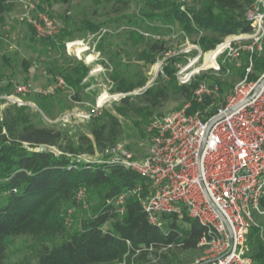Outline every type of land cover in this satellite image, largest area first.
I'll return each mask as SVG.
<instances>
[{
  "label": "trees",
  "instance_id": "trees-1",
  "mask_svg": "<svg viewBox=\"0 0 264 264\" xmlns=\"http://www.w3.org/2000/svg\"><path fill=\"white\" fill-rule=\"evenodd\" d=\"M11 1L0 0V16ZM146 1L150 11L140 15L143 19L166 24L178 22L185 32L197 35L204 32L194 39L204 50L215 47L227 35L251 31L244 13L253 0H200L198 10L182 8L180 3L170 0ZM81 28L95 31L99 26L85 22ZM151 50L152 53L145 52L142 56L147 63L154 64L156 55L165 52L166 47L163 42H156L151 45ZM174 61L172 58L163 67V74L170 81L176 79ZM244 67L238 69L241 76H244ZM255 67L264 69V53L256 58ZM88 73L89 68L78 62L63 76L79 94ZM201 77L217 81L223 94L224 83L220 79L210 75ZM201 77L189 85H179L181 95L187 101ZM14 90L10 83L5 88L7 94ZM144 94L151 105H157L166 97L164 89L153 87ZM75 98L78 100L77 96ZM127 101V97L123 99L124 103ZM26 107L13 105L0 114V195L5 199L0 206V264H33L29 259L7 260L10 240L18 236L32 237L36 242L35 264H116L126 254L139 261L147 259L153 252L165 258L163 250L205 248L199 245L205 227L187 213L181 219L175 214L163 215L166 223L165 228H161L150 223L142 205L134 197L126 200L123 214L108 202L125 189L144 181L136 172L121 165L80 158L82 154L93 156L96 149L103 151L118 143L122 133L118 115L107 113L105 121L92 125L91 136L80 134L65 141L60 129L37 125ZM198 107L194 103L190 111ZM116 110L120 115L128 113L123 106L116 107ZM145 110L144 107L135 109L141 115ZM40 147L45 149L38 150ZM50 147H57L60 153ZM80 189L89 196L94 194L97 203L78 229L68 231L66 214L69 207L76 205ZM110 221L112 225L106 229L105 225ZM250 235L253 264H264V239L260 228L253 226ZM56 238L61 241L52 243ZM207 262L202 260L197 264Z\"/></svg>",
  "mask_w": 264,
  "mask_h": 264
},
{
  "label": "built area",
  "instance_id": "built-area-1",
  "mask_svg": "<svg viewBox=\"0 0 264 264\" xmlns=\"http://www.w3.org/2000/svg\"><path fill=\"white\" fill-rule=\"evenodd\" d=\"M34 10L32 4L26 18L38 37L60 35L61 25L47 11ZM244 19L250 32L227 35L209 50L198 41L185 42L186 61L177 65L178 83L189 85L202 75L220 79L233 65L245 63L244 76L227 95L217 81L201 77L182 108L152 119L145 157L138 159L125 144L117 143L102 151L105 160L100 161L121 165L144 179L108 201L119 214L125 212L126 200L134 197L150 223L161 228L166 223L163 215L181 219L185 213L204 226L199 245L206 248L207 264H253L250 232L259 226L257 216H264V69L257 74L255 67L256 58L264 53V0H253ZM2 33L0 23V37ZM66 87L64 77L47 87L21 83L2 98L19 107L32 106L24 96H49ZM109 101L108 95L102 96L87 110L66 111L60 121H90ZM194 103L199 107L190 111ZM86 197L80 189L76 201L86 202Z\"/></svg>",
  "mask_w": 264,
  "mask_h": 264
},
{
  "label": "rangeland",
  "instance_id": "rangeland-1",
  "mask_svg": "<svg viewBox=\"0 0 264 264\" xmlns=\"http://www.w3.org/2000/svg\"><path fill=\"white\" fill-rule=\"evenodd\" d=\"M170 1L196 10L201 7L200 0ZM32 4L35 6L32 12L47 11L61 25L63 34L60 33L55 38L38 37L26 18ZM149 11L146 0H13L8 3L6 11L0 16L3 28L0 37V114L13 106L2 98L7 94L5 88L9 83L12 89L21 83L47 87L58 77H64L65 71L81 62L89 68V73L81 83L82 90L79 94L67 83L68 87L49 96L23 97L33 104L26 107L32 120L40 126L60 129L67 141L80 134L91 136L92 125L105 121L107 113L111 112L118 115L122 124L118 143L125 144L138 159L145 157L150 146L148 127L152 119L180 109L187 102L181 95L177 79L170 81L163 74V67L172 58L175 59L172 62L174 68L185 62V42H193L200 35L185 32L178 22H149L140 16ZM85 22H91L99 28L95 31L84 30L81 27ZM102 29L108 31L104 33ZM156 42H163L166 51L157 54L156 62L149 64L142 55L145 52L152 53L151 45ZM68 43L73 45L68 47ZM89 55L93 56L92 60H88ZM242 65L245 66V63L233 65L231 73L220 77L224 83V96L242 79L238 70ZM260 72L256 69L257 74ZM150 87L166 91V97L157 105L148 103L144 94ZM118 93H123L124 97L117 99ZM106 95L110 97V101L100 116L86 122L76 119L69 123L60 121L66 111L87 110ZM126 97L128 101L124 103L123 99ZM119 106L125 107L127 115L117 112L116 107ZM140 107L146 108L143 115L135 111ZM50 149L60 153L57 147ZM80 158L92 162L105 160L102 151L98 149L93 156L82 154ZM86 196V202L77 201L76 205L68 208L72 210L71 214L68 215V211L66 214L69 216L68 231L78 229L81 221L91 214L93 205L97 203L94 194ZM4 201V196L0 195V206ZM111 225L112 221L105 228ZM60 241V238H56L52 243ZM36 248L32 237H14L10 240L7 260L19 262L29 259L35 264ZM250 249L252 251L251 245ZM163 252L166 254L165 258L153 252L147 259L139 261L126 254L116 264H197L207 255L206 248Z\"/></svg>",
  "mask_w": 264,
  "mask_h": 264
},
{
  "label": "crops",
  "instance_id": "crops-1",
  "mask_svg": "<svg viewBox=\"0 0 264 264\" xmlns=\"http://www.w3.org/2000/svg\"><path fill=\"white\" fill-rule=\"evenodd\" d=\"M257 222L259 224L257 227L260 228V233L264 237V216H257Z\"/></svg>",
  "mask_w": 264,
  "mask_h": 264
},
{
  "label": "bare ground",
  "instance_id": "bare-ground-1",
  "mask_svg": "<svg viewBox=\"0 0 264 264\" xmlns=\"http://www.w3.org/2000/svg\"><path fill=\"white\" fill-rule=\"evenodd\" d=\"M80 52H83V51H80ZM93 59V56L92 55H89L88 57V60H92ZM106 94V93H105ZM104 95V94H103Z\"/></svg>",
  "mask_w": 264,
  "mask_h": 264
},
{
  "label": "water",
  "instance_id": "water-1",
  "mask_svg": "<svg viewBox=\"0 0 264 264\" xmlns=\"http://www.w3.org/2000/svg\"><path fill=\"white\" fill-rule=\"evenodd\" d=\"M212 122L210 123V126H211ZM44 149H45L44 147H40L38 150H44Z\"/></svg>",
  "mask_w": 264,
  "mask_h": 264
}]
</instances>
